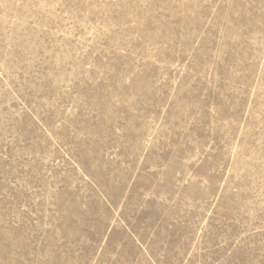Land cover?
<instances>
[{
    "label": "rangeland",
    "instance_id": "rangeland-1",
    "mask_svg": "<svg viewBox=\"0 0 264 264\" xmlns=\"http://www.w3.org/2000/svg\"><path fill=\"white\" fill-rule=\"evenodd\" d=\"M0 264H264V0H0Z\"/></svg>",
    "mask_w": 264,
    "mask_h": 264
}]
</instances>
